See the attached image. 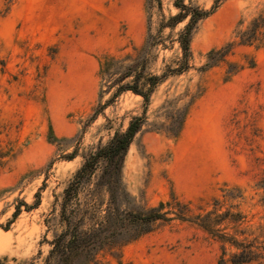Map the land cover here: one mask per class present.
Returning <instances> with one entry per match:
<instances>
[{
	"label": "rangeland",
	"instance_id": "374dc122",
	"mask_svg": "<svg viewBox=\"0 0 264 264\" xmlns=\"http://www.w3.org/2000/svg\"><path fill=\"white\" fill-rule=\"evenodd\" d=\"M173 1L0 0V264L43 257V239L58 230V201L81 154L142 110L120 172L126 206L141 210L175 197L196 213L234 189L241 198L223 207L237 204L264 239V19L252 43L236 37L264 18V0H218L192 31L185 71L156 84L145 107L139 95L122 91L90 119L113 91L99 93L102 57L133 55L162 16L177 12ZM189 1L202 9L213 4ZM183 23L161 31L147 71L160 74L174 65ZM227 43L223 58L202 68L208 52ZM35 192L37 206H20L13 217L18 201L32 204ZM218 254V244L200 229L172 219L124 245L117 257L102 259L216 264Z\"/></svg>",
	"mask_w": 264,
	"mask_h": 264
},
{
	"label": "trees",
	"instance_id": "16d2710c",
	"mask_svg": "<svg viewBox=\"0 0 264 264\" xmlns=\"http://www.w3.org/2000/svg\"><path fill=\"white\" fill-rule=\"evenodd\" d=\"M152 1L147 0V3ZM155 1L158 4V0ZM217 1L213 0L209 9H202L189 0L186 3L174 0L172 5L177 12L166 18L162 16L155 34L148 32L146 41L133 55L102 57L98 67L99 93L111 89L113 91L105 102L93 109L90 119L96 117L122 91L139 95L145 107L156 84L168 75L185 71L191 58L189 44L192 31L200 19L211 13ZM263 19L258 16L246 29L237 30L238 43L250 44L256 40ZM182 21L184 23L175 38L180 54L174 60V65H165L160 74L147 71L150 49L161 43V31L164 28L172 29ZM231 45L227 43L210 50L202 68L211 67L220 61ZM143 114L144 110L141 115L132 117L123 130L115 129L104 144L91 147L81 154L82 162L63 188L58 201V230L49 239H43L48 246L43 257L39 261L25 264H104V255L117 257L124 245L172 219L194 225L218 244L216 264L263 263L264 239H259V234H253L246 216L237 204L223 207L224 201L241 198L240 193H235L234 189H225L221 194L222 200L213 198L210 209L196 213L191 212L188 203L175 197L141 210H132L126 206L127 192L122 185L120 172L123 157L141 126ZM74 155L75 151L67 155V158ZM34 198L35 201L30 205L18 201L13 217L19 213L20 206L24 209L37 206L38 192L34 193Z\"/></svg>",
	"mask_w": 264,
	"mask_h": 264
}]
</instances>
